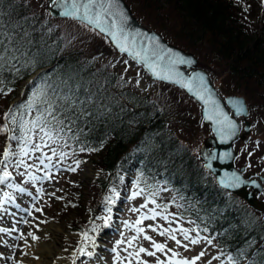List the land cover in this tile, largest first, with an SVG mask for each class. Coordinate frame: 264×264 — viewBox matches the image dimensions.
Masks as SVG:
<instances>
[{"label": "trees", "instance_id": "1", "mask_svg": "<svg viewBox=\"0 0 264 264\" xmlns=\"http://www.w3.org/2000/svg\"><path fill=\"white\" fill-rule=\"evenodd\" d=\"M124 1L141 25L191 52L197 67L209 76H224L231 88L217 87L220 96L240 95L247 108L264 114V0ZM34 5L31 0H0V20L9 31H13L12 25H18L15 35L26 53L13 61L15 68H6L0 74V88L11 89L7 96H0L12 100L26 78L40 69L24 85L20 100L5 111L0 106V126L6 123L3 114L16 106H20L16 112L18 123L21 119L31 120L36 113L23 105L32 92L45 84L59 86L78 103L65 120L63 139L51 146L57 152L69 153L64 162L70 159L81 164L88 160L106 172V180L91 182L99 197L107 185H120L122 177H132L136 185L151 194L159 185L168 186L180 200L175 211L200 228L228 262L231 257L232 264H264V214L218 188L195 152L178 133L166 128L165 119L171 111L181 112L177 104L166 107L128 89H116L112 65L96 64L78 49L64 46L54 27L58 19L49 17L43 0L37 9ZM194 125L201 126L199 118ZM8 127L10 132L0 134V142L10 147L20 145L18 140L7 139L9 134L20 136L18 125ZM155 199L163 204L161 196ZM78 205V216L82 211L92 216L94 205ZM81 222L70 226L83 229L86 221Z\"/></svg>", "mask_w": 264, "mask_h": 264}, {"label": "rangeland", "instance_id": "2", "mask_svg": "<svg viewBox=\"0 0 264 264\" xmlns=\"http://www.w3.org/2000/svg\"><path fill=\"white\" fill-rule=\"evenodd\" d=\"M41 1L31 0L35 4V9L39 7ZM43 1L46 8L47 0ZM57 19L54 27L56 26L62 36L64 46L78 49L96 64L105 62L112 65L110 69L116 74V89H128L136 96H143L144 100H154L156 104H165L166 107H173V104H177V110L181 112L171 111L172 115L165 119L166 128H170L173 134L178 133L183 143L197 156L199 144L204 138L210 136V131L202 124L198 107L194 101L173 86L150 80L139 65L124 55L116 53L107 43V39L93 29L74 20ZM209 77L214 87L231 88L224 76L211 75ZM29 81V79L25 80L18 87L12 100L0 96L1 111L10 107V104L17 98L23 97L24 85ZM198 118L201 126L194 125ZM239 120L242 122L241 118ZM247 120L250 126L249 133L233 145L236 152L234 165L237 168L244 167L246 174L264 175V114L253 107L248 108ZM33 142H38L35 135ZM6 146L4 142H0V154ZM20 146L11 147V150L18 152ZM43 152L51 155L49 148H44ZM40 155V152L30 153L28 157H24V160L29 165H38L37 158ZM16 159L18 157H12L13 165L7 169L12 173V177L5 184L0 185V202L7 201L0 203V210H2L0 228L8 230L0 233V257H3L0 258V264L6 262V264H15L16 259L22 260L26 255V253L19 255L17 252H22L20 248L23 247L25 239L19 236L23 235L27 227L32 228L42 242V246L38 248L41 250L45 246L49 249L51 256L49 264H73V260L75 264H138V261H143L144 264H157L158 259L162 264H167V261L173 258V252L178 254L175 259L185 260H192L203 252L204 255L196 261V264H229L228 260L216 250L213 241L200 232V228H195L190 220L177 215L175 207L180 205V200L168 186L159 185L155 190V195L136 185L132 177L121 176L123 181L120 185L108 187L99 197L94 187H91V182L95 179L106 180V173L97 169L88 160L76 167L75 161L69 159L64 162V160L60 161L59 157H54L52 161L54 168L45 170L40 166L39 169L36 167L28 169L40 177L47 174L49 179L36 182L27 180L26 182L27 172L23 167L14 166ZM71 167H76V171L68 170ZM2 170L3 166H0V171ZM8 184L22 187L25 191L23 193L16 191L15 188L7 187ZM37 189H40L39 193ZM133 192H140V194L131 198ZM5 193L9 194L11 200L5 197ZM157 196L162 197L163 204L157 202L155 199ZM260 197L264 199V196ZM70 200H73L71 205ZM168 200L172 203L168 204ZM78 203L83 206L94 205L92 216L85 215L83 211L82 216H78V212L75 211L79 207ZM145 204L146 207H141ZM133 209H139V211H133ZM153 210L158 213L155 219H145L140 225L135 224L141 215L152 216ZM162 216L167 219H162ZM79 217L82 219H76ZM105 218L108 219L107 226H104ZM82 220L86 221L85 224L88 222L83 229H81L83 226L77 228L70 226V224L74 226L75 222L83 223ZM13 223L15 226L11 227ZM126 225L132 227H126ZM136 228H144L145 231L143 234H138ZM152 228H157V231H152ZM17 229L19 236L15 235ZM167 229H172L176 239L186 247H178L176 242L169 239L167 235L158 234L159 231ZM179 229L186 230L193 238L198 232L201 238L200 243L190 244L184 239ZM84 232H87L91 238L87 242L81 239V234ZM144 235L151 237V241L143 239ZM133 236L137 238L129 246L127 241ZM26 237L27 233L24 234V238ZM208 240H211V244ZM152 241L165 244V252H157L155 256L141 253L139 258L129 255L135 253L140 247L155 251ZM81 246L84 247L86 254L82 255L78 251ZM13 251L14 255L11 254ZM38 255H41L40 251ZM11 256L12 259L7 258Z\"/></svg>", "mask_w": 264, "mask_h": 264}, {"label": "snow or ice", "instance_id": "3", "mask_svg": "<svg viewBox=\"0 0 264 264\" xmlns=\"http://www.w3.org/2000/svg\"><path fill=\"white\" fill-rule=\"evenodd\" d=\"M49 7H58L60 9L59 15L66 17L68 19L84 22L87 25L91 26L93 30H98L99 33L103 34L106 37L111 38V42L115 45L116 49L121 54H126L129 59L134 60L137 64H142L147 67L151 75L159 80L169 81L175 84H179L182 88H187L189 92L195 95L198 99L204 103H209L215 105V100L206 99L202 94L207 92V88L204 84L205 78L203 75L197 74L190 80H183L180 77V73L175 71L177 64H191V60H185L179 53L175 52L172 49H162L160 48V43L157 37L145 34L143 32H131L126 29L128 23V17L124 10L120 8L119 0H50ZM2 15V14H0ZM18 25H12L11 28L13 31H9L5 28L4 23L0 20V74H2L6 68L12 69L15 68L13 61L18 60L26 55L19 46L21 41L17 39L15 35V29ZM27 33H23V36H27ZM127 61H125L126 63ZM18 71V69H16ZM199 80L200 86L199 90L192 87L193 81ZM0 83H3V80L0 79ZM11 89L5 91L3 88H0V95L7 96ZM78 100L68 92H63L59 86H53L51 84H45L44 87H41L32 92L31 98L28 100L26 105H23L29 112H35L36 115L31 120L21 119L18 123L17 121V109L10 108L6 111L4 115V120L6 123L3 126H0V134L10 132L8 127L9 124L19 127L20 136L9 134L7 139L9 141L18 140L20 147L18 152H13L10 146H6L0 154V166H3V170L0 171V185L5 184L12 177L7 169L9 166L13 165L12 157H18L15 160L14 166L16 168L23 167L27 172V180L32 182L42 181L49 179V176L45 174L43 177L34 175L31 171H28L31 167H36L39 169L42 166L45 170L54 168L55 165L52 164L54 157H59L60 161H63L69 153L67 152H57L56 148L51 147L52 144H59V141L63 139L62 133L65 132L67 125L65 120L68 119L69 115L75 111ZM229 103L235 105H241V101H229ZM241 108L237 107L236 112L240 114ZM23 115V114H21ZM214 122L221 125V139L224 142V133L223 129H233L235 125L229 120L228 116L220 111L218 108L214 113ZM76 117H73L75 119ZM207 111L205 113V119H209ZM70 131L71 129L68 128ZM37 138L39 142H33V136ZM229 137L231 133H228ZM66 146V145H65ZM44 148H49L51 155H47L43 152ZM83 150V149H81ZM40 152L41 155L38 157V165H29L25 162L24 157H28L30 153ZM230 156L228 153L221 154L220 159ZM215 155L212 156V159H216ZM47 161V162H46ZM76 167H79L80 161H75ZM76 167H71L68 170L76 171ZM210 167V165H209ZM24 175V173H20ZM221 185L226 189H236L246 186L247 181L241 180L240 176L236 173L231 175H225V177L220 181ZM7 187L15 188L16 191L23 193L24 188L17 185L8 184ZM251 187L257 191L251 193L253 198L258 196H264V189L254 181L251 183ZM37 192H40V189H37ZM140 192H133L131 198H135L139 195ZM8 200H11V197L8 193L4 194ZM7 202V201H3ZM0 202V203H3ZM154 203V201H151ZM147 205H141V207H146ZM39 211V209H37ZM133 211H139V209H133ZM31 214V213H29ZM158 213L153 210L152 216L141 215L135 222L136 225H140L145 219H155ZM162 219H167V217L162 216ZM108 219H104V226H107ZM126 227H132L131 225H126ZM95 230V229H93ZM152 231H157V228H152ZM7 229L0 228V233L7 232ZM144 228H136L138 234L144 233ZM183 234L185 240L189 241L190 244L200 243L199 233L195 238L190 237L188 232L184 229H179ZM159 235H167L169 239L176 242L177 246L181 245L180 240L176 239V235L173 233L172 229H167L164 231H159ZM28 236H31L33 240H36L37 237L34 236L31 232L28 233ZM136 236H133L127 241L128 245L131 246L133 241L136 239ZM81 239L84 242L89 241L87 232L81 234ZM143 239L151 241V237L144 235ZM119 243V242H118ZM208 243L211 244V240H208ZM152 247L155 251H149L143 247H140L135 253H130V256L139 258L141 253H144L148 256H155L157 252H165L166 245L161 243H155L152 241ZM78 251L80 254H86L84 247L81 246ZM115 251V249H113ZM75 256V253L73 254ZM178 254L173 252L172 259L167 261V264H196V261L204 255L201 252L198 256L192 260L185 259H175ZM3 258V257H0ZM12 259V257H7ZM119 258V257H117ZM219 259V257H215ZM75 264V260H73ZM138 264H144L143 261H138ZM157 264H162L158 259ZM229 264H232L231 257H229Z\"/></svg>", "mask_w": 264, "mask_h": 264}, {"label": "water", "instance_id": "4", "mask_svg": "<svg viewBox=\"0 0 264 264\" xmlns=\"http://www.w3.org/2000/svg\"><path fill=\"white\" fill-rule=\"evenodd\" d=\"M50 0H47V11L49 16L53 18H66L59 15L60 9L58 7H49ZM119 5L122 10L126 13L128 17V23L126 25V29L131 32H143L145 34L155 36L158 38L160 43V48L162 49H172L175 52L179 53L180 56H182L185 60H191V64H177L175 71L180 73V77L183 80H190L197 74L203 75L205 78L204 84L207 88V92L202 93L206 99L215 100L216 104L213 105L211 102L204 103L200 99H198L195 95H193L191 92L187 90V88H182L179 86V84H175L169 81H163L154 78L151 73L148 71L147 67L142 64H137L134 60H131L135 64L139 65L145 73L148 75L149 79L152 81H157L163 84H169L174 87H176L179 90H182L184 94L190 98L192 101L195 102L199 109V116L201 119V122L204 126H206L210 131V136L204 138L201 143L199 144L197 148V156L200 159L202 163L203 169L210 174V176L213 178L214 183L216 186L225 192L232 194L236 197H238L240 200L246 203L248 207H250L252 210L264 214V199H261L259 197L253 198L251 193L257 191L256 189L251 187V183L254 181L255 183L259 184L261 188H264V176H258L256 178H249L245 175H243L244 167H238L234 165L236 152L234 150V142L237 140H242L245 135L249 133V122L246 120L247 116V106L244 98L240 95H226L224 97H221L216 89L213 87L210 78L208 74L201 68L197 67V59L196 57L191 53L187 52L180 47L173 45L169 42H167L160 33L155 31L154 29H149L143 25H141L137 19L132 15L131 10L129 6L125 3L124 0H119ZM78 22V21H77ZM84 25L88 26L92 29L91 26L87 25L84 22H81ZM97 33H99L98 30H94ZM100 35L104 36L103 34L99 33ZM109 45L115 50V52L121 54L118 49H116L115 45L111 42L110 37L104 36ZM125 57L128 58L126 54H122ZM200 82L199 80H194L192 87L194 89L199 90ZM229 101H241V105H233L229 103ZM240 107L242 110L240 114H237L236 108ZM219 109L224 114H226L229 118V120L235 125V128L233 129H223L224 133V142H222L221 139V125L214 122V113L216 109ZM207 111V114L209 119H205V113ZM236 117H241L243 124L241 125L240 122L236 119ZM231 133L230 137L228 133ZM228 153L230 156L225 157L224 159H220L221 154ZM215 155L217 158L212 159V156ZM210 165V167H209ZM236 173L238 176H240L241 180L247 181L248 184L246 186H242L241 188L236 189H226L224 188L220 181L225 177V175H231L232 173Z\"/></svg>", "mask_w": 264, "mask_h": 264}, {"label": "bare ground", "instance_id": "5", "mask_svg": "<svg viewBox=\"0 0 264 264\" xmlns=\"http://www.w3.org/2000/svg\"><path fill=\"white\" fill-rule=\"evenodd\" d=\"M1 212H2V210H0V214H1ZM11 226L14 227L15 224H12ZM29 232H31L34 236H36L37 239L33 240L31 236H28ZM26 233H27V237L24 238V236H23V240L25 239V242L23 244V247L20 248V250H22V252H17L19 255H23L25 253H26V255L23 257L22 260L18 261L16 259L14 261V263L15 264H49L50 259H51L49 249L45 246L43 247V249H41V250L39 249L42 246V242H40V240L38 239L37 233L32 228H30V227L25 228L24 234H26ZM38 246H39V248H38ZM39 251L41 252V255H38ZM11 254L14 255L15 254L14 251ZM35 255H36V257H35Z\"/></svg>", "mask_w": 264, "mask_h": 264}]
</instances>
